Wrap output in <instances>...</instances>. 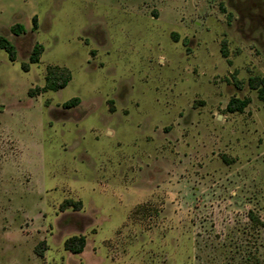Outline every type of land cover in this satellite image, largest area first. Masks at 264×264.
<instances>
[{"label": "rangeland", "instance_id": "rangeland-1", "mask_svg": "<svg viewBox=\"0 0 264 264\" xmlns=\"http://www.w3.org/2000/svg\"><path fill=\"white\" fill-rule=\"evenodd\" d=\"M0 37V264H264V0H0Z\"/></svg>", "mask_w": 264, "mask_h": 264}, {"label": "trees", "instance_id": "trees-1", "mask_svg": "<svg viewBox=\"0 0 264 264\" xmlns=\"http://www.w3.org/2000/svg\"><path fill=\"white\" fill-rule=\"evenodd\" d=\"M35 21V18H34ZM14 32L19 33L23 31L21 25L14 27ZM0 49L4 50L8 54V58L13 61L15 55L14 46L4 37H0ZM42 52V46L39 43H35L29 54V63H38L39 56ZM26 69V67H24ZM71 79L70 71L65 67H60L56 65L47 66L46 73L44 77V85L41 88H37L39 92L42 91H56L64 88ZM248 86L251 89L257 91L258 99L262 102L264 107V77L261 76H252L248 79ZM32 92H30L31 94ZM79 99L73 97L70 100L63 103V106L70 108L78 104ZM246 99L231 98L226 106L228 112H241L243 108L247 105ZM74 202L72 200H65L61 207L72 205ZM85 246V237L82 235L71 236L64 241V249L73 253L78 254L82 252Z\"/></svg>", "mask_w": 264, "mask_h": 264}]
</instances>
